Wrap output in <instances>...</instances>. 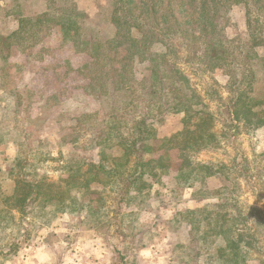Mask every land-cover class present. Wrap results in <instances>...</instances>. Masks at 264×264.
Masks as SVG:
<instances>
[{
  "label": "trees",
  "instance_id": "16d2710c",
  "mask_svg": "<svg viewBox=\"0 0 264 264\" xmlns=\"http://www.w3.org/2000/svg\"><path fill=\"white\" fill-rule=\"evenodd\" d=\"M46 3L42 12L19 17L17 30L0 34V57L37 46L58 29L62 45L88 57L78 68L84 92L107 107L72 117L69 141L76 150L95 151L96 158L60 152L58 179L28 177L26 161L17 159L10 171L13 191L3 198L6 212L52 204L56 214L85 211L87 220L101 226L114 218L122 223L123 204L147 201L153 182L173 171L176 150L180 188L224 181L216 191L200 190L195 199L208 202L185 211L190 228L184 264L200 256L222 264H264V211L241 199L239 181L253 185L264 177V164L240 150L228 161L197 159L235 142L242 125L264 126V0H111L112 36L102 24L96 29L79 18L74 0ZM238 5L245 7V31L230 15ZM230 26L237 30L234 37L227 35ZM139 62L148 63L143 76L136 71ZM218 71L228 76L226 97L215 79ZM194 77L204 81V94ZM58 97L48 99L57 103ZM169 115H181V127L164 132L158 125ZM253 193L264 200V183Z\"/></svg>",
  "mask_w": 264,
  "mask_h": 264
},
{
  "label": "rangeland",
  "instance_id": "374dc122",
  "mask_svg": "<svg viewBox=\"0 0 264 264\" xmlns=\"http://www.w3.org/2000/svg\"><path fill=\"white\" fill-rule=\"evenodd\" d=\"M61 1L64 4L67 0ZM74 2L79 18H87L86 23L91 27L102 24L101 29L107 36L114 34L109 22L111 0ZM46 6V0H0V34L8 35L17 30L19 17L38 14ZM230 15L238 30L245 31L244 5L234 7ZM236 34L234 26L227 28L229 37ZM61 40V32L56 29L37 46L24 50L15 48L8 58L0 57V264H184L190 228L186 216L183 218L185 211L208 202L195 199L200 196V190L216 191L224 181L215 178L180 188L176 183V150L171 152L173 171L163 175L159 182L152 180L147 201L140 205L136 201L123 204L122 223L114 218L112 222L108 220L110 224L101 226L103 222L95 224L87 220L91 217L85 211L56 214L52 204L29 207L25 212L13 210V215L6 212L3 198L13 191L15 181L10 171L18 158L26 161L24 170L28 177L46 174L52 179H58L61 173L58 169L62 163L60 152L63 156L81 153L96 158L95 151L76 150L75 144L69 141L74 138L69 135L74 123L72 117L104 109L107 102L95 100L84 92L82 85L86 80L78 73V68L88 57L76 52L72 44L62 45ZM155 49L162 51L163 46L156 45ZM55 66L57 68H53ZM147 67V62L137 63V74L143 76ZM215 79L226 97L224 86L228 76L218 71ZM193 81L204 94V81L196 77ZM263 86L260 82V94ZM55 93H59L57 103L48 99ZM47 99L49 104H46ZM208 102L212 109L217 107L216 101ZM158 127L164 132L179 129L181 115L167 116ZM234 140L225 148L200 153L197 159L228 161L240 150L250 158L257 155L264 164V126L249 129L242 125ZM239 181L241 199L264 211V200L253 193L264 183V177L253 185L247 184L244 178ZM93 188L100 187L94 185ZM92 197L95 196L92 194ZM190 264L222 262L216 257L200 256Z\"/></svg>",
  "mask_w": 264,
  "mask_h": 264
}]
</instances>
